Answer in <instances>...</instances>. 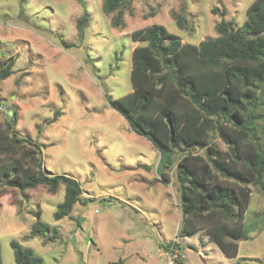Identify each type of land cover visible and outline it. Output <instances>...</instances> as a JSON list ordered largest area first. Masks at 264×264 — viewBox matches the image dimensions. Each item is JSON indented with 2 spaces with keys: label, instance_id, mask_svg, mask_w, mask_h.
Masks as SVG:
<instances>
[{
  "label": "rangeland",
  "instance_id": "1",
  "mask_svg": "<svg viewBox=\"0 0 264 264\" xmlns=\"http://www.w3.org/2000/svg\"><path fill=\"white\" fill-rule=\"evenodd\" d=\"M253 1L132 0L125 27L117 30L112 15L102 13L101 0H0V62H14L12 74L0 81V124L14 111L13 131L40 147L44 168L75 179L82 191L70 216L55 221L62 186L51 194L43 186L19 191L1 185L2 264H15L12 241L43 264H264V191L248 185L245 225L253 227L238 241L236 258H225L205 233L177 237L175 169L164 183L155 148L106 100L132 91L131 52L140 45L132 32L161 25L181 43L198 45L215 37L221 20L241 26ZM82 5L88 22L79 37ZM182 7L186 30L171 18ZM261 103L256 137L263 145L264 93ZM37 214L57 230L46 245L40 237L23 239Z\"/></svg>",
  "mask_w": 264,
  "mask_h": 264
},
{
  "label": "trees",
  "instance_id": "2",
  "mask_svg": "<svg viewBox=\"0 0 264 264\" xmlns=\"http://www.w3.org/2000/svg\"><path fill=\"white\" fill-rule=\"evenodd\" d=\"M131 2L101 0L102 13L112 15L113 29L125 27L123 16ZM82 9L76 22L79 37L88 22L84 5ZM184 14L185 7L171 14L180 30H186ZM214 30V38L198 45L181 43L161 25L132 32L131 40L140 44L131 52L132 91L106 100L131 131L155 148L158 176L164 183H170L168 172L175 169L177 237L205 233L225 258L234 259L238 241L246 239L253 227L245 225L248 185L264 191V144L256 137L264 93V0L253 1L241 26L221 20ZM13 64V59L0 62V81L12 74ZM14 116L12 111V117L0 124V186L19 191L43 186L51 194L62 186L63 201L53 218L70 216L81 203L79 183L44 168L40 147L13 131ZM36 218L23 239L40 237L43 245L53 242L57 230L42 223L39 214ZM10 247L15 264H43L17 241Z\"/></svg>",
  "mask_w": 264,
  "mask_h": 264
},
{
  "label": "water",
  "instance_id": "3",
  "mask_svg": "<svg viewBox=\"0 0 264 264\" xmlns=\"http://www.w3.org/2000/svg\"><path fill=\"white\" fill-rule=\"evenodd\" d=\"M8 114H9V116H11L12 115V112H8Z\"/></svg>",
  "mask_w": 264,
  "mask_h": 264
},
{
  "label": "built area",
  "instance_id": "4",
  "mask_svg": "<svg viewBox=\"0 0 264 264\" xmlns=\"http://www.w3.org/2000/svg\"><path fill=\"white\" fill-rule=\"evenodd\" d=\"M173 258V255H171L170 260Z\"/></svg>",
  "mask_w": 264,
  "mask_h": 264
}]
</instances>
